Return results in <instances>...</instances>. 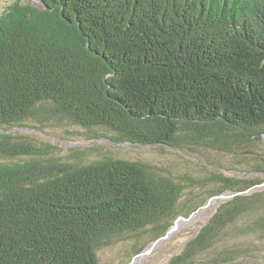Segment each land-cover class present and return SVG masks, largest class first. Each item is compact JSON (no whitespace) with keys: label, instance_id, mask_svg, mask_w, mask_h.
Instances as JSON below:
<instances>
[{"label":"trees","instance_id":"trees-1","mask_svg":"<svg viewBox=\"0 0 264 264\" xmlns=\"http://www.w3.org/2000/svg\"><path fill=\"white\" fill-rule=\"evenodd\" d=\"M37 1L16 0L0 16V128L31 119L102 127L116 143L199 152L205 168L209 152L264 141V0ZM6 131L0 264H101L98 249L128 237L136 255L143 234L155 241L209 197L262 181L178 176L112 156L67 162L44 157L48 143ZM194 185L203 193L182 199ZM250 191L218 202L166 264H194L226 227L264 207V192Z\"/></svg>","mask_w":264,"mask_h":264},{"label":"rangeland","instance_id":"rangeland-1","mask_svg":"<svg viewBox=\"0 0 264 264\" xmlns=\"http://www.w3.org/2000/svg\"><path fill=\"white\" fill-rule=\"evenodd\" d=\"M15 1L0 0V16ZM19 1L34 6L40 5L37 0ZM4 131H6L4 128H0V132ZM6 132L27 134L38 141L48 143L50 148L44 157H54L74 163H88L105 156L142 159L165 170H170L178 176L187 173L195 178H203L210 173L222 172L225 175L240 179L260 178L262 181L253 187L250 193L264 192V174L255 170L256 163L261 162L260 159L264 157V141L255 143V146L243 150V152L239 151V154L209 152L208 155L212 164L205 168L199 164L200 159L203 158L199 152L191 153L184 149L164 145L116 143L110 138L115 133L102 127H83L76 124H58L55 122L41 125L38 121L31 119L22 126L10 127V130ZM243 156L245 157L239 162ZM28 158L22 156L4 159V161L24 162ZM187 191H191L193 194L187 193ZM187 191L183 194L182 199L191 195H200L204 191V186L194 185L188 187ZM201 198L196 199L195 203H199ZM262 203H264V197ZM216 208L217 204L213 201L201 213L181 224L172 236L158 243L150 253L141 259L137 258L132 264H166L171 257L183 249L187 241L197 234ZM256 218H264V207H259L254 212L242 214L217 236L207 251L196 256L193 263L264 264V226L259 224L254 226ZM150 236L149 233L142 235V241L145 242L146 247L153 242L150 241ZM135 241L136 237H128L115 244L99 248L97 255L101 264H127L134 256L131 247Z\"/></svg>","mask_w":264,"mask_h":264},{"label":"water","instance_id":"water-1","mask_svg":"<svg viewBox=\"0 0 264 264\" xmlns=\"http://www.w3.org/2000/svg\"><path fill=\"white\" fill-rule=\"evenodd\" d=\"M259 185V184H258ZM261 185V184H260ZM250 190H243V191H225L223 193L213 195L209 197L206 202L197 207L195 210L189 213L188 216L179 215L173 221V224L167 229L166 233L160 237H158L155 241H153L148 247L143 249L140 253L133 256V258L127 264H132L137 258L141 259L143 256L147 255L151 252V250L160 242L166 240L170 236H172L180 227L181 224L188 222L193 216L201 213L204 209H206L213 201L218 204L220 201H225L227 199H231L236 195L245 194Z\"/></svg>","mask_w":264,"mask_h":264}]
</instances>
